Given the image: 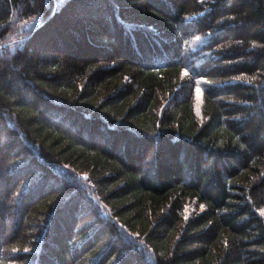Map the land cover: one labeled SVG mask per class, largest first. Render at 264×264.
<instances>
[{
  "label": "trees",
  "instance_id": "obj_1",
  "mask_svg": "<svg viewBox=\"0 0 264 264\" xmlns=\"http://www.w3.org/2000/svg\"><path fill=\"white\" fill-rule=\"evenodd\" d=\"M261 209L264 0H0V264H264Z\"/></svg>",
  "mask_w": 264,
  "mask_h": 264
},
{
  "label": "snow or ice",
  "instance_id": "obj_2",
  "mask_svg": "<svg viewBox=\"0 0 264 264\" xmlns=\"http://www.w3.org/2000/svg\"><path fill=\"white\" fill-rule=\"evenodd\" d=\"M185 74H187L186 72H185ZM197 92H199L200 91V89L199 88H197V90H196ZM261 212L262 213H264V209H261ZM16 249H13V251H15ZM24 251H28V249H24Z\"/></svg>",
  "mask_w": 264,
  "mask_h": 264
},
{
  "label": "water",
  "instance_id": "obj_3",
  "mask_svg": "<svg viewBox=\"0 0 264 264\" xmlns=\"http://www.w3.org/2000/svg\"><path fill=\"white\" fill-rule=\"evenodd\" d=\"M55 5H56L55 7H57V3Z\"/></svg>",
  "mask_w": 264,
  "mask_h": 264
}]
</instances>
